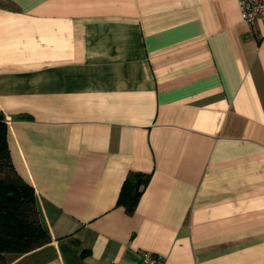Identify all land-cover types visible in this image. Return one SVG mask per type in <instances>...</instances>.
<instances>
[{"label":"crops","instance_id":"1","mask_svg":"<svg viewBox=\"0 0 264 264\" xmlns=\"http://www.w3.org/2000/svg\"><path fill=\"white\" fill-rule=\"evenodd\" d=\"M0 116L48 233L0 264H264V18L238 0H0Z\"/></svg>","mask_w":264,"mask_h":264},{"label":"trees","instance_id":"2","mask_svg":"<svg viewBox=\"0 0 264 264\" xmlns=\"http://www.w3.org/2000/svg\"><path fill=\"white\" fill-rule=\"evenodd\" d=\"M6 133L7 125L0 116V263L6 251H28L48 240L39 221L34 189L11 162ZM149 177L150 173L130 172L124 178L116 204L132 214Z\"/></svg>","mask_w":264,"mask_h":264},{"label":"built area","instance_id":"3","mask_svg":"<svg viewBox=\"0 0 264 264\" xmlns=\"http://www.w3.org/2000/svg\"><path fill=\"white\" fill-rule=\"evenodd\" d=\"M240 15L246 22L264 18V0H238ZM139 264H165L161 255L142 251Z\"/></svg>","mask_w":264,"mask_h":264}]
</instances>
